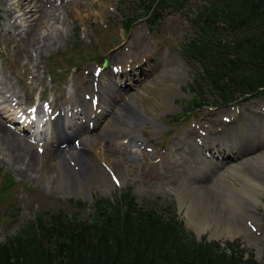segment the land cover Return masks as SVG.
I'll list each match as a JSON object with an SVG mask.
<instances>
[{
  "label": "rangeland",
  "instance_id": "obj_1",
  "mask_svg": "<svg viewBox=\"0 0 264 264\" xmlns=\"http://www.w3.org/2000/svg\"><path fill=\"white\" fill-rule=\"evenodd\" d=\"M133 1L0 0V92L4 91L2 95L0 93V122L6 128L8 127L7 129L24 138L21 133L22 126L15 123L19 119V114H15L13 111L15 107H17L16 110L32 112L33 117L39 118L43 117L48 109L53 110L54 114L61 108L64 110L74 108L76 111L78 110L76 108L77 101L84 102L89 107L91 103L84 99L86 94L90 99L92 96L99 99L100 104L108 103L107 109L112 113L108 121L112 124L122 126L126 125V121H131L140 125L141 129L135 134L140 135L144 143L150 147L147 150L136 148L130 140L127 145H118L117 140L110 138V132H101L97 128L91 131L90 134H98L104 142L111 144L110 147L114 148L113 151L124 162L125 170L122 176H119L114 170L111 171L108 180L110 186L107 190L96 185L87 192L75 193L77 195L75 199L67 197V193L70 191H60V185L55 177L49 182H46L42 175L37 178L26 175L19 177L14 168L6 164V160L1 161L2 157L0 156V243H4L8 237L14 235L23 224L34 221L43 213H61L62 216H71L75 213L79 219L89 220V216L92 214V205L96 200L100 198L113 200L124 191H129L138 205L144 209H153L164 215L175 213L184 228L194 235L185 223L187 221L186 208L180 206L181 200L189 201L192 193L181 191V185L187 181L191 183L195 179V181L199 180L197 184L201 186L211 183L215 179L216 185L223 186L222 179L226 178L225 180L231 182L234 187L241 188L240 177L232 179L227 173L232 167L239 168L240 166L248 169L247 161L240 158L242 155L244 157V154L235 153L234 146L238 148V140L235 138L234 130L231 129L229 134L234 136L235 145L230 141L229 134H226L225 139L221 140L223 144L234 145L233 153L229 154L228 151H225V155H228V159H224L226 161L217 158L205 159L201 152L193 149L192 137L201 139L198 137L200 135L198 127L205 123L209 115L214 117L217 114L215 109L219 108L202 107L195 110L193 104L189 103L192 99L188 89L193 76V64L186 62L180 56L182 44L193 32L188 16L166 12L161 16L159 23L151 29L145 18H141L132 23L125 34L123 32L125 18L128 14H138ZM28 3L31 6L36 3L42 4L50 14L38 23L35 20L36 15L33 16L32 21L31 18L25 20L21 7ZM199 4L200 0H193L188 9L193 11ZM9 22L10 24H8ZM31 29H33L34 38L39 41L37 47L35 46L37 50L31 46L32 42H26L27 39L23 33L29 32ZM144 55H147V58L142 59ZM166 59L167 62H173L180 69H183L180 65L182 62L185 67L183 69L185 76L178 80L174 86V93L165 101L166 104L157 107L154 103H160L161 100L153 90L154 85L150 82L157 81L159 83L161 81L159 79L164 75L163 64ZM103 60H106L107 67L101 70ZM132 60H138V62L133 63L126 70H121L125 82H121L123 79L117 80L115 75H112V69L128 64ZM142 62L147 65L144 70L145 74L142 75L143 72H141L140 75L146 77L149 74L150 76L147 79L139 77L141 80L137 84H130L129 81L133 75L130 69L134 68V64ZM96 71L99 73L95 75ZM105 92L109 95L108 99ZM131 94H137L138 101L147 110H152L150 118H144L141 115H134L130 118L124 113L121 106ZM4 95L5 97H3ZM257 101L264 105V96L251 98L248 102L233 107V113L236 114L240 125L244 123L246 126V120L240 115L241 111L252 117L255 116V113H259L262 116L258 117L262 120L264 112L250 110L252 107H256L255 102ZM221 108L222 111L226 110ZM257 109L259 108L257 107ZM26 116L27 114L24 112L22 118ZM215 120L216 125L220 122L224 123L218 117ZM239 122L237 123L239 124ZM220 130L221 128H218V132ZM132 134H130L131 137L135 136ZM240 135L242 138L240 141L246 144L245 148L248 147L250 144L244 132H241ZM25 139L31 143L35 153L43 145L42 142L33 141L32 143L27 137ZM46 144L43 145L44 150L53 152V146ZM174 145L177 148L179 145L183 146L188 157L180 161L173 159L171 149ZM256 147L258 149L255 154L263 156L264 141L263 144ZM65 150V148L58 150L55 160L59 168L68 165L70 176H74L83 167L82 163L85 159L83 156L77 158L76 154L69 153L68 155ZM220 154L222 153L217 151L216 155ZM36 161H40L39 166L43 165L44 161L41 159L36 158ZM60 163H62L61 166ZM262 164L264 165V162ZM204 167L207 168L203 169ZM257 169L264 172V167ZM54 171V176H57L55 169ZM241 173L244 176L243 170ZM258 183L262 184L260 178H258ZM259 199L262 202L261 205L258 204L256 208L248 207L249 210L260 215L259 222L248 218L249 221H252L251 225L257 223L258 236L251 226L250 229L246 227L245 221L240 218V211L235 214L234 208L227 206L230 214L236 215L240 223L242 221L241 225L245 227L246 232L239 234L231 241L229 238H224L216 243L224 246L227 242L233 243L239 250H242L244 259L250 258L264 264V195ZM76 202H81L82 208H77ZM220 203L224 206L227 202L222 200ZM6 217L8 220L3 221ZM213 227L210 225L204 232H201L199 238L194 235L195 239L197 241L205 239L213 231Z\"/></svg>",
  "mask_w": 264,
  "mask_h": 264
},
{
  "label": "trees",
  "instance_id": "obj_2",
  "mask_svg": "<svg viewBox=\"0 0 264 264\" xmlns=\"http://www.w3.org/2000/svg\"><path fill=\"white\" fill-rule=\"evenodd\" d=\"M192 1L134 0L138 14H128L123 29L141 18L151 29L167 11L188 16L193 32L180 54L193 64L195 110L264 96V0H200L193 11ZM0 264L260 263L244 259L233 243L197 241L175 213L144 209L124 191L96 200L89 220L43 213L23 224L0 243Z\"/></svg>",
  "mask_w": 264,
  "mask_h": 264
},
{
  "label": "bare ground",
  "instance_id": "obj_3",
  "mask_svg": "<svg viewBox=\"0 0 264 264\" xmlns=\"http://www.w3.org/2000/svg\"><path fill=\"white\" fill-rule=\"evenodd\" d=\"M21 12L25 20H27L28 18H31V21H32V19H34L33 16L36 15V18H35L36 23L40 22V20L42 19H45L50 14V12L47 11L45 7H43L42 4L40 3L39 4L36 3L33 6H31V4L29 3L26 5L24 4L21 7ZM8 24H10V22ZM32 30L33 29H31L29 32L26 31L23 33H24L25 38L27 39V40L25 39L26 42L28 43L32 42L31 46L35 48V46L39 44V41L38 39L34 38V33ZM17 36H18V33H17ZM40 42H43V41L40 40ZM35 50L37 49L35 48ZM143 58H147V55L142 56V59ZM136 62H138V60L137 61L132 60L131 64L136 63ZM163 72H164V75L162 76L161 79H159V81L163 80L162 83H160L161 81L159 83H157V81L150 82V84L154 85L153 90L156 92V94L161 100L160 103H154L157 107L163 106L166 104L165 101H167L168 97L174 93V89H175L174 86L177 84L180 77L184 76V73H183L184 70L176 67L173 62L166 63L165 69L163 70ZM121 82L124 83V81H121ZM105 96L108 99V96H109L108 93L105 92ZM3 97H5V95ZM4 102L6 101L4 100ZM76 105L78 108H81L80 110L81 116L83 117L87 116V118L90 117L92 114L97 113L96 111L98 109L101 110V113L103 115L100 114L99 116H97L98 118H100L99 119L100 124L98 126L99 128L98 131L115 133L116 135L119 134L124 139V138H128L131 133L133 134L136 133L139 129L138 127L140 125L136 124L135 122L133 123L131 121H128L129 125L127 126H124V125L117 126L115 124H112L110 121L106 120L107 117H110L112 114H110L109 116L104 115V111H105L104 105L105 104L103 105L102 103L101 104L99 103L96 106L95 110L93 109L91 110L90 105L89 107H87L86 104L81 101H77ZM123 107L125 109L124 113L127 114L128 117L130 118H132L134 115H141L144 118H150V115L152 113L151 109L147 110V108H145V106L138 101L137 94L129 95L128 99H126V101L124 102ZM16 109L17 107L13 108V111H15V113H20L23 111L22 109L20 110L19 109L16 110ZM258 110L264 112V107H261ZM62 112L66 114L67 110H64L62 108L59 109V112L56 115L57 120L51 122V126H50V129H51L50 133L52 135L50 144L54 148L53 152L46 151L41 148V150L37 149L38 152L35 153L31 143L27 142V140L25 139V137L29 138L28 129L30 128V124H32L30 123L32 121L31 118L29 119L24 118L25 119L23 121L24 126L21 127V133L23 134L24 138H22L21 136L20 137L17 136L14 132H12V130L7 129L8 127L6 128L5 125L0 122V156L2 157L1 161L6 160L5 161L6 164L12 166V168H14L16 175H18L19 177L26 175L29 177L37 178L39 175H42L46 182H49L55 177L56 181L60 185L59 187L60 191L62 192L75 191L77 193H81L85 189L89 191L90 189H92V187H95L96 185H99L104 190H107V188L110 186L109 181H108L110 171L114 170L119 176H122L123 171L125 170L124 162L121 161L119 159L120 157H118L116 153L113 151L114 148L112 149L110 147L111 144H109L108 142H104L103 139L98 134H93V135L88 134V132H86L87 130L84 129L81 125H77V124L71 125V124H66L62 122V117H61ZM215 113L217 114L214 117L209 115V118L205 121V123H203V125H207L208 128L210 127V132H211L209 135L206 136V138L202 140L203 152L206 154L208 152L207 150H209L207 146L212 145L213 150L210 149L211 151L210 159H214V157L217 156L219 158L221 157L220 160H224L223 157L225 158L228 157V155L227 156L225 155V151L226 152L228 151L229 154L233 153L234 145L231 146L227 143L223 144L221 142V140L225 139V135L230 133L229 131L230 129L228 130V132H219V133L213 132L214 130H216V126H215L216 120L215 119H217L218 117L219 120H221V118L225 116L226 114H228L227 115L228 117H231V115L233 114L227 109L223 111L221 110ZM20 115H22V113H20ZM257 119L258 118L252 117L250 118L251 121L247 123L246 126L242 124L240 125V123L239 124L237 123L231 128L232 130L235 131L234 132L235 138L238 140V148L234 146V148L236 149L235 153L236 154L238 153V155L240 153L244 154V157L242 155L240 156V158H243V160L247 161L246 163H247L248 169H244L243 167H240V166L239 168L232 167V169L227 171V173L228 175L231 176L232 179H236V177H240L239 185L241 186V188L234 187L231 184V182L225 180L226 178L222 179V181L224 182L222 183L223 186H219L220 184L216 185L214 178H212L214 180L211 183L202 184L201 186L197 184L199 183L198 179H197L198 181H195L194 179L192 180L191 183L187 181L181 185L180 187L182 188L181 191L183 192L187 191L188 193H192V194L190 195L189 201L186 202L182 199L180 206L186 208L185 215L187 218V222L192 227H194L198 232H204L210 225L214 226L213 231L211 232V237L213 238L220 237V238H225V239L227 238L232 239L238 236L239 234L246 232L245 227L241 225L242 221L240 223L238 221L239 219L237 220L236 215L234 216V214L233 215L230 214L229 210L227 209V206H230L232 209L234 208L235 214L238 211H240L241 219L243 216H245L253 221L260 220V216H258V214H254V211L249 210L248 208V207L256 208L258 204L261 205L262 202L260 201L259 197L264 195V172L257 169V168L264 167L263 164L261 165V163L264 162V155L260 156L254 153L256 150V146L257 145L260 146L261 144H263V141H264V129L262 130V129L256 128L257 124L261 122L260 120H257ZM222 126L225 127L224 125ZM262 128H264V126H262ZM241 132H244L245 137L247 141H249L248 143L250 144L246 148H245L246 144L240 141L242 139L240 135ZM71 134L74 136H77V138L74 139V141H76V145L69 146L67 148L65 147L66 149L65 152L68 155L69 153L76 154L77 158H79L80 156H83L85 159V161L82 163L83 167L81 168L79 173L74 174V176L73 175L70 176V173H69L70 167H68V165L67 167H64V166H61L62 163H60L61 167L59 168L58 163L55 160V154L57 153L58 150L64 149L60 146L63 143L67 142L66 140L69 138ZM229 137H231V141L234 142V139H233L234 136H230L229 134ZM194 149L198 152L201 150L195 145H194ZM217 151L222 154L216 155ZM39 152H40V155H39ZM172 152H173L172 153L173 159L177 158L178 161L184 158L186 159L188 157L185 149L181 145H179L178 150H177L176 145H174ZM36 158H39L42 161H44L43 165L39 166L40 161H36ZM189 158H192V157H189ZM194 160L196 161L195 158ZM206 168L204 167L203 169H206ZM54 169L56 170L57 176H54L55 174ZM240 170L241 171L243 170L245 172L244 176ZM219 176H224V175H219ZM258 178H260L262 182L261 185H259L258 183ZM222 200H226L227 202L225 203L226 205L224 206L220 205L221 204L220 201Z\"/></svg>",
  "mask_w": 264,
  "mask_h": 264
},
{
  "label": "water",
  "instance_id": "obj_4",
  "mask_svg": "<svg viewBox=\"0 0 264 264\" xmlns=\"http://www.w3.org/2000/svg\"><path fill=\"white\" fill-rule=\"evenodd\" d=\"M106 61H104V63H103V65L104 66H106ZM257 105H260V102H257L256 103ZM233 107H234V104L233 105H227V106H225V107H223L224 109H227L228 111H233ZM222 108H219V109H215V112H219L220 110H221ZM218 110V111H217ZM250 110H252V109H250ZM211 112V111H210ZM255 113V112H254ZM240 114L242 115V117L246 120V125H247V123H249L251 120H250V118H252L250 115H248V114H246L245 112H240ZM257 113H255V115H256ZM258 116H262V115H258ZM258 116H253V118H258L257 120H260L261 122L260 123H258L257 124V129L259 128V129H262L263 130V128H262V126H264V120H263V118L264 117H261L262 118V120L258 117ZM229 119L230 120H227L226 121V123H219L217 126H216V128H225V129H223V130H229V129H231L232 128V126H234L235 124H237V118H236V115L235 114H233V115H231V117H229ZM241 124H243L244 125V123H241ZM222 125H224L225 127H223ZM87 191V189H85V190H83L82 191V193H84V192H86ZM77 192H75V191H70L69 193H67V197H73V198H76L77 197ZM264 206V205H263ZM5 221H7L8 219L7 218H5L4 219ZM3 220V221H4ZM242 220L243 221H245V223H246V221L248 220V218L247 217H245V216H243L242 217ZM186 224H187V226L192 230V232L194 233V235L196 236V238H199L200 236H201V232H198L196 229H194V227H192L187 221L185 222ZM220 240H224V238L222 239V238H220V237H215V238H213V237H211V233L210 234H208V236L205 238V241H207V242H212V241H214V242H216V241H220ZM231 240H233V238L232 239H230L229 238V241H231ZM221 246H224L223 244H221ZM257 250H259V249H257Z\"/></svg>",
  "mask_w": 264,
  "mask_h": 264
}]
</instances>
